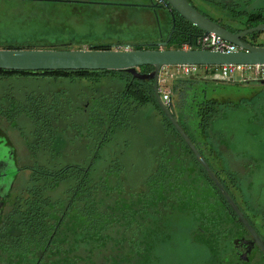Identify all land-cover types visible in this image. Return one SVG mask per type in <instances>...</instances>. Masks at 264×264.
<instances>
[{"label":"trees","instance_id":"obj_1","mask_svg":"<svg viewBox=\"0 0 264 264\" xmlns=\"http://www.w3.org/2000/svg\"><path fill=\"white\" fill-rule=\"evenodd\" d=\"M198 10L234 32L264 22V6L252 11L231 9L230 15L239 19L240 25ZM171 27L173 31L168 33L170 39L165 48H182L184 43L203 33L176 13L171 19ZM259 33L247 34L243 39L264 45L257 42ZM158 44L138 43L131 48L157 49ZM40 46L8 44L0 45V48H43ZM115 46L124 44L94 48ZM152 69L150 65L138 67L143 73ZM13 75L89 82L115 77L120 85L116 89L100 91L98 97L92 94L93 97H88L90 100L84 104H77L65 88L45 92L34 90L21 99L9 94L0 96V117L15 127H19L16 122L19 116L26 117L31 123L30 138L24 137L31 163L23 167L30 175L26 185L9 200V209L0 221V261H6L1 264H21L26 260H37V264H153L163 232L162 218L174 212L197 217L211 199L221 203L225 210L211 216L207 222L209 233L214 230L220 236L232 238L235 233L246 232L236 215L229 213L225 198L204 169L201 166L194 168V164L199 163L158 105L153 80H140L123 70L0 68V78ZM211 79L204 75L174 78L168 107L201 154L214 153L220 158L218 149L214 151V144L219 146L221 141L214 138L209 128L219 114L221 103L208 97L205 88L200 89L199 84V81ZM200 93L202 96L197 98ZM188 101L192 104L186 105ZM147 104L160 115L164 137L153 153L141 184L127 186L118 160L108 161L101 171L95 168V162L117 131L135 125L134 115ZM232 104L228 102V106ZM190 110L193 115H198L197 125L191 119L193 115L190 117L186 112ZM76 116L80 120H76ZM69 128L74 130V135L64 142L63 135ZM80 138L94 143L88 162L85 158L78 161L69 158L68 152L74 156L69 148L66 152L60 149L62 144H72ZM64 155L66 161L61 160ZM229 171L219 170L215 174L235 200L231 185L236 181L237 173ZM221 176L229 178V184H225ZM217 237L208 234L198 238L210 249L212 256H217L225 247ZM261 258L264 260L263 255Z\"/></svg>","mask_w":264,"mask_h":264},{"label":"rangeland","instance_id":"obj_2","mask_svg":"<svg viewBox=\"0 0 264 264\" xmlns=\"http://www.w3.org/2000/svg\"><path fill=\"white\" fill-rule=\"evenodd\" d=\"M151 1L0 0V45L38 47L41 44L40 47L43 48L78 49L116 43L158 44L162 39H167L168 33L172 31L173 17L171 12L161 6L151 7ZM191 1L205 8L211 16L233 25H240L241 21L230 15L231 9L252 11L264 6V0ZM257 42L264 44V30L259 33ZM198 75L203 76V73ZM212 79L199 81L200 89L205 88L208 97L221 103L218 105L219 114L211 121L209 128L214 138L221 141L219 146L214 144V151L218 149L220 155V165H217L216 158L210 156V159L217 168L224 167L228 171L234 169L237 172L231 192L236 203L255 224L259 235L264 237V83L240 84L221 78ZM118 82L115 77L89 82L13 75L0 78V96L9 94L21 99L34 90L45 92L65 88L68 96L77 104H84L92 94L98 97L101 92L116 89L120 85ZM228 102H232V106H228ZM191 104L188 101L186 105ZM186 112L190 117L193 115L192 110ZM78 117L75 119L80 120ZM191 119L195 125L198 124L197 114ZM133 121V127L119 130L113 135L95 162V168L101 171L108 161L118 160L120 173L125 183H128L127 186L141 184L151 165L153 153L164 137L162 119L152 105L141 107ZM16 122L19 127L12 126L0 117V128L15 145L21 167L11 200L26 185L30 172L23 167L31 163L24 140L26 136L30 138L31 123L24 116L17 117ZM73 135L74 130L67 129L63 135L64 142ZM69 143L62 144L60 149L66 152L69 148L74 154L71 157L68 152L69 158L77 161L85 158L88 162L90 148L94 143L84 138ZM74 152H78L79 156ZM40 158L43 159L42 156ZM61 160L66 161V156ZM8 209L7 206L6 210ZM203 210L197 217L189 213L174 212L162 218L163 232L153 264H222L221 258L229 251L232 240L230 237L220 236L214 230L209 233L207 222L214 212L219 215L225 208L211 199ZM208 234L218 236L219 243L225 246L217 256H212L210 249L198 239ZM257 260L256 257L249 264H257Z\"/></svg>","mask_w":264,"mask_h":264},{"label":"water","instance_id":"obj_3","mask_svg":"<svg viewBox=\"0 0 264 264\" xmlns=\"http://www.w3.org/2000/svg\"><path fill=\"white\" fill-rule=\"evenodd\" d=\"M162 4L151 3L150 6H163L171 12L184 18L191 24L202 30L204 34H213L215 38L225 40L236 45L237 50L219 52L196 48H165L170 34L166 40L158 44L157 49H102V48H78V49H52V48H0V68L11 70H56V69H90V70H123L140 80H153L155 99L162 112L170 120L174 128L184 139L197 161L203 166L217 189L225 198L228 205L236 213L249 234L250 239H233L232 244L238 247V243L258 245L264 254V241L248 221L232 195L220 182L215 172L211 169L205 157L200 153L195 143L179 124L177 118L170 111L168 104L164 103L158 91V74L163 65H229V64H264V45H255L243 38L250 33L264 30V22L241 31L229 30L219 22L214 21L201 13L189 0H161ZM173 31V28H172ZM150 65L153 69L143 73L138 67ZM215 77L213 78V80ZM218 79V78H217ZM264 83V81H260ZM7 138L0 137V194L3 190L9 194L19 169L14 159L15 152L8 147ZM0 213V221L1 216ZM239 259L248 262L249 257L242 253Z\"/></svg>","mask_w":264,"mask_h":264},{"label":"built area","instance_id":"obj_4","mask_svg":"<svg viewBox=\"0 0 264 264\" xmlns=\"http://www.w3.org/2000/svg\"><path fill=\"white\" fill-rule=\"evenodd\" d=\"M162 2L161 0H158ZM182 48L205 49L219 52L237 50L235 44L215 38L213 34L198 35L191 42L183 44ZM118 49H124L118 46ZM128 49V47H125ZM203 73L207 77L221 78L240 84L264 81V64H229V65H163L158 74V91L164 103L171 100V85L174 78L179 76L198 75Z\"/></svg>","mask_w":264,"mask_h":264},{"label":"flooded vegetation","instance_id":"obj_5","mask_svg":"<svg viewBox=\"0 0 264 264\" xmlns=\"http://www.w3.org/2000/svg\"><path fill=\"white\" fill-rule=\"evenodd\" d=\"M153 2H155V3H158V5H161L162 4V2H159L158 0H152V2L151 3H153ZM161 7H163V6H161ZM163 8H165V7H163ZM166 9V8H165ZM8 122V121H7ZM6 137L7 138V140H8V147H10L14 152H15V157H14V159H15V161H16V167L19 169V172L21 171V167L19 166V164H18V158H17V150H16V147H15V145L13 144V142L11 141V139L9 138V136H8V134L2 129V128H0V137ZM201 153V152H200ZM194 155V154H193ZM202 155H204V154H202ZM195 156V155H194ZM210 156L211 157H213V158H216L217 159V165H220L219 164V157L217 158L215 155H214V153L213 154H209V156H207V155H204V157H205V160L208 162V164H209V166L211 167V169L215 172V173H217L219 170H226V168H224V167H215L214 166V164L212 163V161H211V159H210ZM196 158V157H195ZM197 160V159H196ZM199 163V162H198ZM200 166L203 168V166L199 163V165H197V164H194V168L195 169H200ZM204 169V168H203ZM204 171H205V169H204ZM217 171V172H216ZM230 171H232V170H230ZM229 171V172H230ZM233 171H234V169H233ZM19 172L17 173V175H16V177H15V180H14V182H13V184H12V186H11V188H10V190L8 191V193L9 194H7L5 197H4V194L5 193H7L5 190H3L2 191V193L0 194V213L2 214L1 216L3 217V214L5 213V211H6V208H7V206H8V202H9V200H10V198H11V195H12V190H13V188H14V185H15V182H16V180H17V177H18V174H19ZM206 172V171H205ZM207 173V172H206ZM235 173H237V172H235ZM218 175V174H217ZM222 178L221 179H223L224 181H225V184H229V178H225V177H223V176H221ZM228 204V203H227ZM229 206V205H228ZM229 213L230 214H232V212H233V214H235L236 215V213L231 209V207L229 206ZM244 213V215L246 216V212H243ZM232 214V215H233ZM1 217V218H2ZM236 218H237V215H236ZM246 218H247V216H246ZM248 219V218H247ZM237 220H238V218H237ZM239 221V220H238ZM249 221V220H248ZM250 222V221H249ZM241 223V222H240ZM251 223V222H250ZM251 225L255 228V230H256V232L258 233V231H257V228H256V226H255V224L253 223H251ZM244 226V225H243ZM244 228H245V226H244ZM246 229V228H245ZM259 234V233H258ZM261 236V235H260ZM262 237V236H261ZM238 238H244V239H250L251 238V235L249 234V232L247 231V229H246V232L244 231V232H238V233H235V235L231 238V240H233V239H238ZM262 239H263V241H264V237H262ZM242 253H244V254H246L248 257H249V261L248 262H244V261H242V260H240L239 259V255L240 254H242ZM261 255H263L264 256V254L261 252V250H260V248L258 247V245H256V244H254V245H247V244H240V243H238V247H234L233 246V244L231 243V246H230V249H229V251L228 252H226V254H225V256L223 257V258H221V262H222V264H227V262L228 263H233V264H249V263H251V262H253L254 261V259H256V257L258 258V262H257V264H259V263H261V264H263L264 263V260H262V258H261ZM3 262H5L6 263V261H0V263H3ZM37 260H26V261H21V264L22 263H30V264H37Z\"/></svg>","mask_w":264,"mask_h":264},{"label":"crops","instance_id":"obj_6","mask_svg":"<svg viewBox=\"0 0 264 264\" xmlns=\"http://www.w3.org/2000/svg\"><path fill=\"white\" fill-rule=\"evenodd\" d=\"M152 2V1H151ZM193 3H194V1H193ZM194 5L198 8V9H200L201 11L202 10H205V11H203V12H205V13H207L208 11L205 9V8H202L201 6H199V5H197V4H195L194 3ZM206 7H208V6H206ZM208 14V13H207ZM210 15V14H209ZM211 16V15H210ZM213 17V16H212ZM215 18V17H214ZM121 44H124V46H122L123 48H125V47H128V48H131L132 47V45H134V44H138V43H132V44H128V43H121ZM84 48H89V47H84ZM114 48H117L118 49V46H115Z\"/></svg>","mask_w":264,"mask_h":264}]
</instances>
